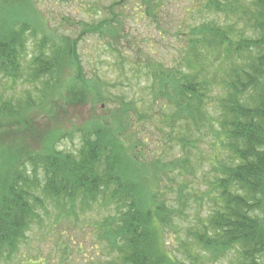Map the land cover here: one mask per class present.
I'll use <instances>...</instances> for the list:
<instances>
[{
    "label": "trees",
    "instance_id": "obj_1",
    "mask_svg": "<svg viewBox=\"0 0 264 264\" xmlns=\"http://www.w3.org/2000/svg\"><path fill=\"white\" fill-rule=\"evenodd\" d=\"M141 1L139 12L162 29L168 22L159 9L167 0ZM194 1L202 20L178 23L186 40L172 64H151L150 56L128 64L148 81V109L135 110L133 118L122 102L115 111L107 108L108 115L92 114L76 128L75 153L35 150L57 136L47 138L39 130L44 123L27 118L38 104L28 91L17 101L0 95V263L15 258L34 227L44 225L53 228L56 254L37 251V264H212L229 251L234 264H264V0ZM28 10L36 15L24 11L0 24V81L32 84L46 100L50 95L52 108L57 100L105 101L102 85L75 60L84 32L57 35L34 5ZM115 14L90 28L108 26L113 49L122 36ZM31 38L34 51L24 64ZM143 121L162 136L161 153L151 158L138 148L147 139L133 128ZM203 143L211 147L209 185L195 195L209 209L196 214L177 256L166 248V232L184 214L196 166L191 155ZM92 208L99 214L84 216ZM65 222L86 225V247L72 239L60 246L55 225Z\"/></svg>",
    "mask_w": 264,
    "mask_h": 264
},
{
    "label": "rangeland",
    "instance_id": "obj_2",
    "mask_svg": "<svg viewBox=\"0 0 264 264\" xmlns=\"http://www.w3.org/2000/svg\"><path fill=\"white\" fill-rule=\"evenodd\" d=\"M191 1H164L159 11L163 13L162 15L168 23H165L163 28L159 30V25L154 24L149 18L146 19L139 12L143 9L141 0H2L0 2V24L2 25L9 17H19L24 11L35 16V13L33 14L28 10L30 6L34 5L38 11L37 17L46 20V26L51 32L53 30L57 35L66 34L70 37L84 32L76 44L75 60L81 67L84 76L86 78L95 77L96 82L94 84H101L105 94V101L97 100L92 105L86 103L76 106L75 102L67 105L57 100L55 106L59 103V107L52 108L54 102L47 101L50 95H47L46 100L45 96H40L32 84H28L20 78L11 85H8L5 80L0 81V95L3 98H12L13 101L23 100L27 94L26 91H28L38 107L32 110L27 118L44 123L42 127H39V130L44 132L43 135L48 133L47 138L53 136V133L57 134L54 141L52 140L44 147H37L35 150L43 149L48 152L60 150L75 153L79 144V134L76 128L86 124L85 121L92 114L108 115L107 108L110 107L113 109L112 111H115L117 107L123 105L122 102L126 104V108L133 118L137 117L135 110L144 111L148 109L151 100V95L146 89L148 81L142 75V71L137 74L132 71L128 64H144L143 61L148 56L153 58L151 64H172V60L175 61V57L179 55L181 46L186 40V36L182 40L181 35H179L182 29L179 28L178 23L184 20L191 24L197 22L193 19L201 21L203 17V15L196 13V9L191 8L197 6L196 1L194 3ZM112 7L113 12L110 10ZM186 9L188 10L186 11ZM113 14L120 20L116 27L121 28L120 32L122 33L120 34L122 36L117 37L116 49L110 47L112 37L109 35L108 26L105 25L96 32H90L91 27L96 28V23L111 22ZM159 32L166 34L160 35ZM147 40L150 41V46H148ZM137 47H139L141 60L138 61L137 59L138 62H135L134 56ZM33 51V39L31 38L28 43L26 58L23 60L24 64L26 60L30 59ZM118 51L122 56L119 55ZM71 73L74 75L76 70L72 68ZM36 84L39 85V83ZM42 98H45L44 100L47 102L42 103L40 100ZM61 106H66V108ZM133 128L137 129V132L147 139L145 146L138 147L144 156L151 158L161 153L162 147L159 146L162 138L161 132L155 131L150 121L133 124ZM30 130L35 134L38 132L36 129L32 130L31 126ZM72 130V137H67L66 132ZM136 135L138 136V134ZM32 145L36 147L39 144L33 142ZM172 150L174 154L179 153L175 145ZM210 152L211 147L206 143L201 144L199 150L195 149V152H192L191 158L196 166L194 175L188 176L190 187L187 193L190 195L183 205L184 214L176 218L177 227L170 228L166 232L165 242L168 246L166 248L167 250L168 248L175 250L177 256L180 255L178 251L179 240L186 237V229L194 224L196 214L208 213L209 205L206 202L198 205L195 194L204 192L209 185L207 172L210 165L205 157L210 155ZM49 211L51 214L48 216L52 217L55 211L52 208ZM98 214L99 211L92 208L87 210L84 216L95 217ZM79 216L83 218L81 214ZM44 222L47 225V219ZM64 224L66 225L62 223L55 225L58 226L55 230L60 238V246L62 243L73 244L72 239L75 242H83V247H86L85 244L90 240L85 232L84 226L86 225L82 222L75 224L65 222ZM52 231L53 228L50 227L49 230L44 225L34 227L28 234L29 237L25 243L20 246V251L16 257L0 264H37L35 262L37 259L34 257L37 251H40V257L50 254L54 258L56 254L54 240L56 238ZM84 236L87 237L86 240L81 241ZM235 259V252L229 251L228 254L212 264H234Z\"/></svg>",
    "mask_w": 264,
    "mask_h": 264
}]
</instances>
